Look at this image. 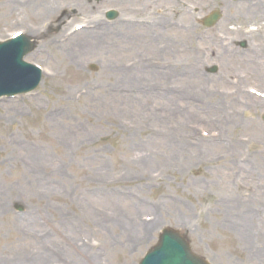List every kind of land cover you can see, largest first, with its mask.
I'll return each mask as SVG.
<instances>
[{
	"label": "rangeland",
	"instance_id": "374dc122",
	"mask_svg": "<svg viewBox=\"0 0 264 264\" xmlns=\"http://www.w3.org/2000/svg\"><path fill=\"white\" fill-rule=\"evenodd\" d=\"M118 1L0 0V42L31 36L25 61L43 70L37 90L0 99V264H140L166 228L210 264H264V80L249 71L264 70V11L203 0L161 18L155 0ZM154 20L194 37L178 45L173 29L172 51L165 34L151 41ZM78 25L110 28L106 49L72 54Z\"/></svg>",
	"mask_w": 264,
	"mask_h": 264
},
{
	"label": "water",
	"instance_id": "95a60500",
	"mask_svg": "<svg viewBox=\"0 0 264 264\" xmlns=\"http://www.w3.org/2000/svg\"><path fill=\"white\" fill-rule=\"evenodd\" d=\"M32 50L33 44L25 36L0 44V97L28 93L40 84V71L23 61ZM141 264L208 263L196 256L177 232L166 229L158 245L149 251Z\"/></svg>",
	"mask_w": 264,
	"mask_h": 264
},
{
	"label": "bare ground",
	"instance_id": "6f19581e",
	"mask_svg": "<svg viewBox=\"0 0 264 264\" xmlns=\"http://www.w3.org/2000/svg\"><path fill=\"white\" fill-rule=\"evenodd\" d=\"M127 1H129V0H119L118 4L120 6L128 5L129 3H126ZM213 1H214V3L218 2V0H213ZM243 1H245V0H243ZM249 1L254 2V5L251 8L247 7L246 4H244V3L227 4V5H225L224 8L227 11H230L232 9H237L239 11H242L243 15H245L247 18L254 17L256 15H260L259 12L263 13V11H264V0H249ZM155 2H156V4H155L154 7L156 9H158V10L162 9L161 11H159L160 15H162L161 18H163V15H165V14H163L164 13L163 10H164V7L166 5L167 6H170V5H177V6L186 5L189 8V10H187V11L188 12L190 11V13H191V10H192L191 7L192 6H194V10L196 11L198 9H201V10L204 9L206 7V5L208 4V3H206L203 0H194V2H197V3L193 4V5H191V2H189V1L186 4H183V2H181L180 0H155ZM126 13L124 11H122V17L125 16ZM150 28L154 31V34L156 35V36L149 35L151 41H153L152 38L156 39V41L161 40V39H163V40L166 39V41L168 43H173V44H169L170 49L172 51H177L178 50L175 47V38H173L171 36L172 35V31L171 30L174 29L173 31H175V30H177L179 28H182V27H180L178 24H175L174 27H172V28L170 27L171 30H169L170 28H167L163 24V22L161 20H154L153 27H150ZM110 31H111L110 28L101 27V35H100L99 32H98V29L94 31L92 28H87L85 31L81 32L82 34H85L84 38L82 40H80V41H78V40L75 41V43H77V44H76L75 48H73V51H71V53L72 54L78 53V51L81 48V46H84L86 48V51L91 52V53H94L96 50L97 51L98 50L103 51L104 49H106V44H100V43H107L106 36H108L110 34ZM188 31L189 30H184L183 29V31L179 32V36H180V39L182 41L178 42L179 43L178 45L185 44V43H187L188 39H191L192 37H194L193 33H191L189 35ZM174 33H176V32H174ZM164 34L166 36L165 39L163 37ZM169 35H170V37H169ZM76 36H73L72 39H74V37H76ZM96 39L97 40L100 39V43H97ZM101 40H102V42H101ZM209 43H211L212 46H214L216 44L214 39H211ZM206 44H208V43H206ZM180 51H181V49H179V52ZM227 61L230 62V60H227ZM114 67L120 74L122 73L124 76H128V74L126 73L125 69L122 68V67H119L118 63H114V66H112L110 68H114ZM257 67H258V65H255L254 69L249 67V71L251 72V74H253L255 76L257 75L258 79L264 80V70H262L261 67L260 68H257ZM263 68H264V66H263ZM172 70H174V69H172ZM178 70H179V72L177 70H174L175 75H167V76H169V77L166 76L167 79L169 81L178 80L179 78L183 79L185 76H181V75L187 69H178ZM228 70L235 74L236 69L234 67V64H229ZM135 71H136L135 68H132L130 71H127V72L129 74H134ZM144 73H145V77H147L146 74H150V71L147 70ZM133 78H135V77H133V76H128V77L118 76V77H116L117 80L133 79ZM137 80H138V78H137ZM84 264H92L91 258H90L89 262H85Z\"/></svg>",
	"mask_w": 264,
	"mask_h": 264
},
{
	"label": "flooded vegetation",
	"instance_id": "af4514ba",
	"mask_svg": "<svg viewBox=\"0 0 264 264\" xmlns=\"http://www.w3.org/2000/svg\"><path fill=\"white\" fill-rule=\"evenodd\" d=\"M239 2L240 3H244V4H246V6L247 7H252L253 5H254V2H252V1H249V0H245V1H243V0H239ZM229 4H234V3H229ZM171 6V5H170ZM262 18H260V19H264V14L261 16ZM252 17H249V19H251ZM255 18V17H254ZM175 24H173L172 22H169V26H174ZM181 30V29H180ZM182 31V30H181ZM235 28H232L231 29V31L230 30H222V31H220V37H221V39L223 40V41H226V44L225 45H223L224 47H223V49L221 50V54H220V56H219V58H222V57H224V56H226L227 55V53H230L231 52V48L234 46L233 45V43H235L236 42V38H235ZM249 32V31H248ZM237 34V33H236ZM234 35V36H233ZM238 35V34H237ZM260 36V38L259 39H261V40H264V35H259ZM233 38H235L234 40H233ZM211 39H214V41H215V45H214V47L216 48V47H218L219 46V48H218V50L220 49V47L222 46V43L223 42H221L220 40H217V38L216 37H211ZM260 40V41H261ZM226 46V47H225ZM242 46L243 47H246V43H243L242 44ZM247 51H249V50H247ZM261 52H262V54H261V59H264V48L261 50ZM259 59H260V57H259Z\"/></svg>",
	"mask_w": 264,
	"mask_h": 264
}]
</instances>
